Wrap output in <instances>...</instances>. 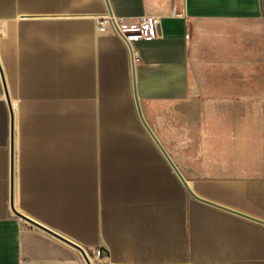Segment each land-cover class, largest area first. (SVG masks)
Instances as JSON below:
<instances>
[{
  "label": "crops",
  "instance_id": "obj_1",
  "mask_svg": "<svg viewBox=\"0 0 264 264\" xmlns=\"http://www.w3.org/2000/svg\"><path fill=\"white\" fill-rule=\"evenodd\" d=\"M108 3L0 0V264H264V0Z\"/></svg>",
  "mask_w": 264,
  "mask_h": 264
},
{
  "label": "built area",
  "instance_id": "obj_2",
  "mask_svg": "<svg viewBox=\"0 0 264 264\" xmlns=\"http://www.w3.org/2000/svg\"><path fill=\"white\" fill-rule=\"evenodd\" d=\"M173 14H177L174 9ZM98 30L100 32H110L120 35L128 45H131L134 39H152L157 35L158 20L154 16L144 15L135 22H127L124 18H116L113 15L106 14L97 19ZM98 257L102 256V249L96 252ZM93 264L94 260L91 259Z\"/></svg>",
  "mask_w": 264,
  "mask_h": 264
},
{
  "label": "water",
  "instance_id": "obj_3",
  "mask_svg": "<svg viewBox=\"0 0 264 264\" xmlns=\"http://www.w3.org/2000/svg\"><path fill=\"white\" fill-rule=\"evenodd\" d=\"M106 1H107V4H108L109 14H110V15H113L112 10H111V8H110V5H109V3H108V0H106ZM4 89H5V92H6L7 97H9L8 94H7V86H6L5 82H4ZM137 105H138V109H139V112H140V116H141L142 120L144 121L143 116H142V113H141V111H140V106H139V103H138V99H137ZM151 134H152V136L154 137V139L159 143L160 147L164 150V148L161 146L160 142L158 141L156 135H155L153 132H151ZM12 150H13V146H12ZM164 152H165V151H164ZM166 155H167L168 159L170 160V162H172L170 156H169L167 153H166ZM175 169H176V171L178 172V175L180 176V178L182 179V181L184 182L186 188L188 189V191L190 192V194H191L192 196H194L195 198L200 199V200H202V201H205V202H208V203H213L212 201H209V200H207V199H204V198L200 197L198 194H196V193L194 192V190H193V189L190 187V185L188 184V181H187V180L183 177V175L179 172V170H178L176 167H175ZM12 188H13V177H12ZM12 196H13V195H12ZM12 198H13V197H12ZM213 204H216V203H213ZM219 206H221V205H219ZM222 207H223V206H222ZM224 208H226V207H224ZM227 209H228V208H227ZM229 210H232V209H229ZM17 214L20 215L21 217H24V218H25L24 215H22V214H20V213H18V212H17ZM241 214H242V213H241ZM32 222H33V221H32ZM263 222H264V221H263ZM46 230H47V229H46ZM48 231H49V230H48ZM49 232L53 233V234L56 235L57 237H59V238L65 240L66 242H68V243H70L71 245H73L74 247H76L78 250L81 251L82 255L84 256V258L86 259V261L88 262V264H93V263L91 262V260H90V257L88 256V254L86 253V251L84 250V248H83L82 246H80V245H78V244H76V243H73L72 241L66 239L65 237H63V236H61V235H58L57 233H54V232H52V231H49Z\"/></svg>",
  "mask_w": 264,
  "mask_h": 264
}]
</instances>
